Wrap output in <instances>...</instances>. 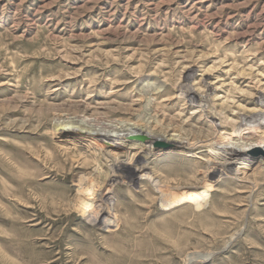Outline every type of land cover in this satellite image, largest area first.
<instances>
[{
  "label": "rangeland",
  "instance_id": "rangeland-1",
  "mask_svg": "<svg viewBox=\"0 0 264 264\" xmlns=\"http://www.w3.org/2000/svg\"><path fill=\"white\" fill-rule=\"evenodd\" d=\"M147 78L166 95L144 112ZM261 100L264 0H0V264H264L258 164L212 174L221 150L125 147L119 157L143 168L114 183L105 228L77 209L73 169L92 173L93 157L54 133L68 118L145 115L159 133L221 142L218 114L239 124L264 114ZM207 180L205 203L181 201Z\"/></svg>",
  "mask_w": 264,
  "mask_h": 264
},
{
  "label": "bare ground",
  "instance_id": "bare-ground-1",
  "mask_svg": "<svg viewBox=\"0 0 264 264\" xmlns=\"http://www.w3.org/2000/svg\"><path fill=\"white\" fill-rule=\"evenodd\" d=\"M141 83H143L142 93L147 95V104L144 109V112H147L148 106H150L152 102L150 98H156V96L160 94L165 96L166 92L161 93V85L148 78L143 79ZM150 95L151 97H149ZM199 99L201 102H206L202 97ZM261 102L263 113L264 100H261ZM205 106L213 108L212 106ZM263 115L264 114L252 112L243 117L239 124H234L227 120L222 114H218L219 117H217V119L220 123L217 124L214 122L213 126L216 131L222 129L225 130L224 132H219L221 136L225 135L221 142L217 141L218 139L216 141L214 139H191L188 137L190 134L185 136L181 131H174L173 134L169 135H167V132L169 133V131H161V133H159L157 132V125H154V121H150V118H146L145 115H140L136 120L118 119L117 122L106 121L101 118H84L81 121L68 118L66 119V122H60V120L63 119V115H58L60 123L57 124L54 133L62 138V145L66 150H68L67 147L69 146H71L73 150H78L80 147L82 148L85 146L93 157V160L95 161V164L93 165L96 167L93 169L92 173L87 172V170L85 171V168L80 165L74 166L73 169V172L77 171L75 175H78V181L76 184L78 187L77 209L82 212L83 216L88 215V217L91 218L92 223L98 222L103 227L108 228L115 223V219H112L111 216L112 208L110 206V201L112 200L110 195L115 191V188L113 187L114 183L116 181H122L123 183L132 184L134 178L137 177V173L142 167L138 166V168L137 166H132L131 162L122 160L119 157L120 150H124L125 147L130 146L135 149L136 154H151L154 152L153 144H156L158 141H162V143L168 148L187 150L189 152L194 151L199 147L208 146L211 150H221L225 153L224 161L216 162L212 160V174H222L223 172H229L232 170L235 171V175L238 174L239 171L244 174L249 171H254L253 166L255 164L264 168V123L261 121L263 120ZM228 129L231 131L229 134L226 132ZM113 131H116L117 133H111ZM138 137H143L146 139L147 143L140 142L139 140L142 139ZM235 137H239V141L237 138V141H235ZM106 143H109V145L107 146ZM255 153L261 154L260 156H262V158H249L250 155ZM102 155L107 156L106 159L110 158L109 161H112L109 171L107 170L106 172H103L104 166L101 160ZM72 157L76 158L74 154ZM80 159L76 158L75 161L79 163ZM236 160H244L248 162L242 169L243 171L240 170V168H233V163ZM82 163L86 165L89 162L85 159ZM102 173H104V175ZM147 175L149 174L147 173ZM101 176L104 177L100 180ZM147 177L152 179L150 176ZM209 182L210 181L207 180L199 185L185 188L188 191L181 195V201L183 203L194 202L198 205L201 204L204 200L203 196L206 195L197 191L200 186H206ZM160 185L161 184H159L158 187L161 188ZM104 187L106 188V191L103 190ZM162 192L164 194L163 190ZM167 199L172 202L170 195Z\"/></svg>",
  "mask_w": 264,
  "mask_h": 264
},
{
  "label": "water",
  "instance_id": "water-1",
  "mask_svg": "<svg viewBox=\"0 0 264 264\" xmlns=\"http://www.w3.org/2000/svg\"><path fill=\"white\" fill-rule=\"evenodd\" d=\"M138 138L144 139L143 137H138ZM156 145H157V146H159V145H164V143H162V142H157Z\"/></svg>",
  "mask_w": 264,
  "mask_h": 264
}]
</instances>
